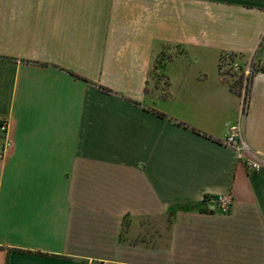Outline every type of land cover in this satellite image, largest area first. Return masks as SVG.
<instances>
[{"label": "crops", "instance_id": "1", "mask_svg": "<svg viewBox=\"0 0 264 264\" xmlns=\"http://www.w3.org/2000/svg\"><path fill=\"white\" fill-rule=\"evenodd\" d=\"M3 121L0 264H264V0H0Z\"/></svg>", "mask_w": 264, "mask_h": 264}, {"label": "built area", "instance_id": "2", "mask_svg": "<svg viewBox=\"0 0 264 264\" xmlns=\"http://www.w3.org/2000/svg\"><path fill=\"white\" fill-rule=\"evenodd\" d=\"M257 71L256 62L248 61L243 72L242 87H239L240 95L243 99V109L246 111L249 104L250 87ZM234 134L228 135L221 144L234 149L237 153V158L247 172H256L264 168V154L249 147L248 143L241 134L240 129H237ZM9 145L8 138V123L0 122V159L4 157ZM216 203V209L224 214L229 213L233 203L232 195H218L212 198ZM100 264V263H98Z\"/></svg>", "mask_w": 264, "mask_h": 264}, {"label": "rangeland", "instance_id": "3", "mask_svg": "<svg viewBox=\"0 0 264 264\" xmlns=\"http://www.w3.org/2000/svg\"><path fill=\"white\" fill-rule=\"evenodd\" d=\"M242 63L238 66H235L233 69H234V73L235 75L237 76L236 77V82L238 83L239 87L241 88L242 87V80H243V72L245 70V67L247 66L248 62H243V60L241 59ZM240 62L239 60L236 62L238 63ZM239 64V63H238ZM224 66V64H223Z\"/></svg>", "mask_w": 264, "mask_h": 264}]
</instances>
